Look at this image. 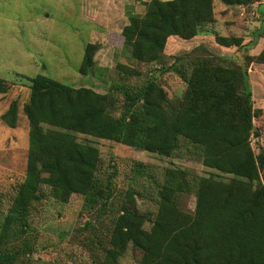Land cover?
I'll list each match as a JSON object with an SVG mask.
<instances>
[{"label":"trees","instance_id":"1","mask_svg":"<svg viewBox=\"0 0 264 264\" xmlns=\"http://www.w3.org/2000/svg\"><path fill=\"white\" fill-rule=\"evenodd\" d=\"M212 1H142L143 12L127 14L120 30L130 58L163 64L166 38L189 40L198 34L201 24L212 21ZM213 38L224 47L241 43L233 36ZM197 47L202 46H192ZM96 48L94 43L84 44L78 73L86 74L91 68ZM199 55L192 57L180 99L166 97L152 79L138 88L114 83L112 89L122 97L119 116L105 106L99 109L101 103H112L106 93L62 84L42 74L27 77L29 97L21 105L28 122L25 175L0 220V264H18L30 253L29 210L39 200L42 186L62 202L72 193L82 196L84 207L108 202L110 192L95 174L99 151L76 140V133L162 156H171L180 140L187 141L202 165L218 171L187 178L184 171L166 169L160 183L154 184L152 215L122 202L108 239L116 252L128 245L136 248L137 264H264V185L249 145V136L256 131L246 65H223L204 52ZM249 58L264 64V47ZM114 68L137 72L122 63ZM6 89L0 78V93ZM0 119L8 127L15 125V100ZM140 167L139 162L131 167L136 176L145 175ZM179 192L192 193L190 213L177 207L174 199ZM127 194L133 200L137 191L127 188ZM98 264L119 263L114 255Z\"/></svg>","mask_w":264,"mask_h":264},{"label":"rangeland","instance_id":"2","mask_svg":"<svg viewBox=\"0 0 264 264\" xmlns=\"http://www.w3.org/2000/svg\"><path fill=\"white\" fill-rule=\"evenodd\" d=\"M119 1L0 0V78L7 85L6 91L0 93V114L10 101H16L15 125L8 127L0 119V220L25 175L28 122L21 105L29 97L27 77L42 74L73 87L95 84L92 89L106 93L112 101L105 105L101 103L99 109L105 106L110 114L119 116L122 97L112 89L114 83L138 88L152 79L166 97L180 99L192 57L200 52L223 65H246L252 123L256 131L249 136V145L264 185V161H261V157L264 158V64L249 61V55H256L264 47V0H249L244 5H226L213 0L212 21L201 24L193 44L188 40L183 42L181 38L172 39L163 52L164 63L160 65L135 61L130 58V51L122 48L120 55L127 60L126 65L137 72L117 71L112 64L107 77L93 83L90 72L85 75L77 72L84 44L102 39L105 44L112 45L111 49L118 47L119 38L115 39V36L123 19ZM136 9L140 14L144 7L137 4ZM92 10L98 11L94 25L89 14ZM96 25L104 31H97L93 27ZM214 35L238 37L241 43L220 46L214 42ZM197 44L202 47L192 48ZM184 51L189 54H183ZM103 53H98L96 61L101 60ZM174 56L179 58L174 60ZM75 136L76 140L98 149L99 163L95 174L110 192L108 202L84 207L82 196L77 193L70 194L62 202L42 186L39 200L33 202L29 210L26 235L31 251L18 264H98L103 257L114 255L119 264H137L140 252L136 248L128 245L122 252H116L108 242L119 205L122 202L129 206L136 204L138 209L152 215L155 211L154 184L160 183L166 169L184 171L187 178L218 172L202 165L187 141L180 140L179 148L171 156H162L81 133ZM136 162L141 164L140 169L145 175L136 176L132 172L131 167ZM127 188L137 191L135 200L127 194ZM174 201L182 211H192V193L179 192ZM148 227L145 223L144 228Z\"/></svg>","mask_w":264,"mask_h":264},{"label":"crops","instance_id":"3","mask_svg":"<svg viewBox=\"0 0 264 264\" xmlns=\"http://www.w3.org/2000/svg\"><path fill=\"white\" fill-rule=\"evenodd\" d=\"M114 1V0H113ZM142 1H147V0H141ZM121 3V8H120V13H121V19L122 21L120 22V26L118 27V33L117 35L115 36V39H117V36L119 38V42L120 44L118 45V47L116 49H111V46L110 43L108 44H105L102 39H98V40H92V41H88L89 43H94L97 45V48L96 50L94 51L93 53V56H92V61H93V64L91 66V68L88 70V72L91 73L90 77L92 79V82L93 83H97L99 82V80H104L106 77H107V74L109 73L110 71V67L111 65L113 64L114 66L116 65V63H122V64H126L127 63V60L124 59L121 55H120V50L122 48H126L127 51L129 52V49L128 47L124 46L123 45V36L121 35L120 33V30L122 28V26L124 24L127 23V17L126 15L127 14H130V13H139L136 9V6L137 4H142L141 2H138V1H135V0H121L119 1ZM143 5V4H142ZM98 11H94L92 10L89 14L92 16L91 17V22L92 24L94 25L93 21L97 19L98 17ZM142 13V12H141ZM98 24V23H97ZM94 28H96L97 31H104V28L102 29V27H99L98 25L96 26H93ZM94 30V29H93ZM199 34V33H198ZM198 34H196L195 36H193L191 39H189L188 41H190V44H193L194 40L196 37H198ZM92 36V34H91ZM90 36V37H91ZM172 39H176L178 40L179 37L175 36V35H169L167 38H166V41H165V45H164V48H163V52L165 51L166 49V46L168 45V43L172 40ZM182 40L183 42H187L183 39H180ZM87 43V42H86ZM188 46H191V45H188ZM104 52L103 53V57L101 58L100 61H96L98 60L97 57H98V53L100 52ZM118 51V54H116V52ZM112 53H115L114 56H111ZM87 72V73H88ZM86 73V74H87ZM81 75H85V74H81ZM92 84V83H91ZM88 84L91 88H93V85L95 84ZM88 87V86H87ZM264 97V96H263ZM263 104V103H262Z\"/></svg>","mask_w":264,"mask_h":264}]
</instances>
